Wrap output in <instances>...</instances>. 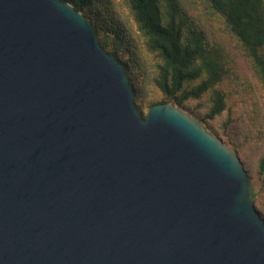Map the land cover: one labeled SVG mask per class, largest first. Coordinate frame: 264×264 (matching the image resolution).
<instances>
[{"label":"water","instance_id":"obj_1","mask_svg":"<svg viewBox=\"0 0 264 264\" xmlns=\"http://www.w3.org/2000/svg\"><path fill=\"white\" fill-rule=\"evenodd\" d=\"M135 97L72 4L0 0V264H264L236 151Z\"/></svg>","mask_w":264,"mask_h":264},{"label":"trees","instance_id":"obj_2","mask_svg":"<svg viewBox=\"0 0 264 264\" xmlns=\"http://www.w3.org/2000/svg\"><path fill=\"white\" fill-rule=\"evenodd\" d=\"M63 1L89 19L101 47L124 66L136 97H141L152 72L153 85L162 93L163 102L185 107V103L208 95L205 107L195 115L208 130V121L226 110V94L220 84L231 70L223 58L229 52L219 44H212V35L207 28L197 25L195 19H190L189 8L182 0H122L138 35L119 15L110 12L108 0ZM195 2L204 10L200 19L207 21L212 15L221 17L226 32L242 50L264 94V0ZM139 36L143 40L142 49L138 46ZM134 103L145 117L136 98ZM261 117L264 134V113ZM227 125L220 130L222 136L228 134ZM238 147L233 146L240 155ZM242 162L245 164L243 159ZM255 173L263 180L257 190L251 183L250 195L264 221V154L258 158Z\"/></svg>","mask_w":264,"mask_h":264},{"label":"rangeland","instance_id":"obj_3","mask_svg":"<svg viewBox=\"0 0 264 264\" xmlns=\"http://www.w3.org/2000/svg\"><path fill=\"white\" fill-rule=\"evenodd\" d=\"M107 2L110 12L119 15L120 19L126 22L132 32L137 34L135 24L122 0H108ZM182 2L189 8L187 15L190 19H195L197 25L207 28L208 33L212 35V44H219L229 52V56H223V58L231 70L220 84L226 94L227 108L221 116L209 120L208 127L211 133L221 138L231 148L240 146L241 150L238 147L240 155L233 149L241 162L242 159L245 161V164L242 162L243 167L248 176L251 175L249 177L250 182L257 190L263 180L255 173V167L258 158L264 154V134L261 131L264 94L257 84L248 62L241 52L242 50L236 47V44L226 32L221 17L212 15L211 18L205 21L203 18L200 19L204 10L196 4L195 0H182ZM138 41V46L142 49L143 40L140 36ZM152 78L153 73L150 72L141 97L138 95L135 97L143 114L147 113L152 104L165 100L162 93L153 85ZM207 99L208 95H205L198 101L191 100L185 103V107L181 108L189 114L193 113L191 115L196 117L195 115H198L205 107ZM225 124H228V134L222 136L220 130L225 127Z\"/></svg>","mask_w":264,"mask_h":264}]
</instances>
